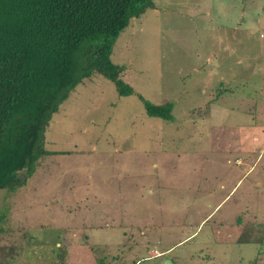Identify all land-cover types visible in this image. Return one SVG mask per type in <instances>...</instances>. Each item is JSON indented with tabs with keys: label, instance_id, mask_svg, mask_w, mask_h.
Returning <instances> with one entry per match:
<instances>
[{
	"label": "rangeland",
	"instance_id": "1",
	"mask_svg": "<svg viewBox=\"0 0 264 264\" xmlns=\"http://www.w3.org/2000/svg\"><path fill=\"white\" fill-rule=\"evenodd\" d=\"M152 1L111 55L133 95L77 85L48 154L0 191V264L59 247L65 264H264V0Z\"/></svg>",
	"mask_w": 264,
	"mask_h": 264
},
{
	"label": "trees",
	"instance_id": "2",
	"mask_svg": "<svg viewBox=\"0 0 264 264\" xmlns=\"http://www.w3.org/2000/svg\"><path fill=\"white\" fill-rule=\"evenodd\" d=\"M153 8L152 0H0V191L24 182L48 154L45 131L77 85L101 76L120 97L133 95L111 59L113 46ZM139 97L148 117L173 120L172 102ZM64 250L57 264H65Z\"/></svg>",
	"mask_w": 264,
	"mask_h": 264
},
{
	"label": "crops",
	"instance_id": "3",
	"mask_svg": "<svg viewBox=\"0 0 264 264\" xmlns=\"http://www.w3.org/2000/svg\"><path fill=\"white\" fill-rule=\"evenodd\" d=\"M262 156H263V155H262ZM260 157H261V155H260V156L258 155V158H256L255 161H254V163L252 164L253 166H255V164L257 163V161L259 160ZM250 170H251V169H250ZM226 227H228V226L226 225ZM167 251H169V250H167Z\"/></svg>",
	"mask_w": 264,
	"mask_h": 264
}]
</instances>
